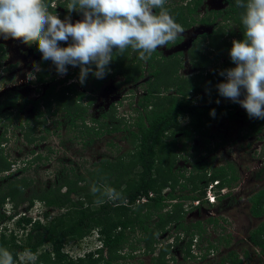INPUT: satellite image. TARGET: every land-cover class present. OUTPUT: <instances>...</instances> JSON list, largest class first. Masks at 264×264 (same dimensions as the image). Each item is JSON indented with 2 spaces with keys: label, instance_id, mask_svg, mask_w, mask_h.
Here are the masks:
<instances>
[{
  "label": "trees",
  "instance_id": "16d2710c",
  "mask_svg": "<svg viewBox=\"0 0 264 264\" xmlns=\"http://www.w3.org/2000/svg\"><path fill=\"white\" fill-rule=\"evenodd\" d=\"M67 1L61 3L65 6V13L60 19L72 15V12L67 10L69 0ZM204 1L194 0V7L183 6L176 11L170 6L165 7L174 20L185 29L194 24L193 15ZM227 1L229 8L224 20L239 23L241 33L237 41H241L244 39L241 18L245 9L237 7L236 0ZM45 2L51 8L54 0ZM155 11L158 14L160 9ZM177 11L179 14H176ZM214 14L213 18L209 15L201 22L211 24L223 16L222 11H215ZM226 29V26L219 27L213 34L204 35L201 40L195 42L188 56L193 67L200 71L188 77L179 73L183 68V60L178 56L182 53L163 58L161 53L154 52L151 58L147 59L150 75L146 82V94L138 97L135 114L127 120L129 124L126 121L116 124L115 112L107 111L99 118H92L90 122L93 126L90 125L86 119L88 105L82 104L85 94L76 88L75 83H68L71 76L55 81L56 78L51 76L52 73L48 69L51 61H43V69L38 74L39 83L50 82L40 99L25 98L18 106L22 96L15 92L12 97L6 98V101H0V111L5 106H18L23 109L32 105V119H27L24 124L16 118L29 143L35 141L31 134H34L40 125L46 124V117L60 112L64 113L70 129H79L82 138L90 137L85 145L92 143L95 137L104 132H124V138L129 142V148L116 159L105 157L92 167L85 168L83 173L68 169L63 175L56 177L49 187L33 189V193L27 195L34 180L23 175V171L27 170L25 167L20 168L21 176L14 173L17 161H12L4 154L1 145L7 139L5 133L0 136V174H6L2 177L4 181L0 185V224L13 220L17 209L25 201H29V207L36 201L43 204L39 219L20 215L16 220V230L7 234L8 229L3 228L0 232V248L9 250L16 264H21L18 254L25 249L37 254L36 264H131V259L140 254L151 256L154 264H168L174 261L170 256L174 244L161 242L159 236L172 227L190 237L185 259L204 264L205 259L213 254L210 250L206 254L192 253L194 240L200 239L199 236H203L206 228H203L201 222L194 224L192 230L188 228L185 224L187 210L184 202L188 199H204L208 186L215 181L218 182V189L233 187L240 179L237 168L232 163L212 167L207 162L199 161L187 174L176 171L175 165L178 159L177 144L180 140H183L180 151H185L193 138L209 134L207 125L219 122L221 118L232 121L240 107L238 103L220 96L216 89L219 83L226 80L219 73L236 66L229 55L232 40L223 39L227 33ZM230 34L236 37L233 31ZM181 42L182 38L179 37L175 43L168 46ZM33 45L35 52L40 53L37 45ZM2 46L0 45V55L6 54ZM67 46L68 44H65L63 47ZM205 48L213 52L212 57L205 53ZM126 50L130 51L131 48ZM113 51V61L110 64L114 72L111 76L123 75L128 83L137 82L144 77L141 59L130 60L131 65H128L129 52L124 51L121 54L115 52V49ZM225 52L227 59L222 64L221 71H218L217 67L208 71L213 62H218ZM117 57L120 61H117L118 64L115 61ZM102 84L103 81L98 80L96 86L101 87ZM39 91L42 92L41 89H38ZM245 95V91L241 92L240 99ZM91 104L89 102V105ZM213 110L214 116L210 114ZM244 114L250 124V133L244 137L259 136L264 130V120L249 118L246 110ZM4 116L5 114L0 116V122ZM182 118L187 119L186 125L181 124ZM6 120L15 119L6 117ZM107 120H110L111 125L106 123ZM32 154L34 157L29 161V165H34L41 159L40 154ZM255 177L264 180V166L255 172ZM178 186L182 187L179 191ZM167 188L170 191L165 193ZM109 189H115L118 198H110ZM187 192L191 194H186ZM142 197L148 198V201L138 203ZM249 201L252 216L264 217V187L252 195ZM8 202L13 206L12 211H15L9 216L5 212ZM52 210L57 211L54 216L51 215ZM209 221L218 222L213 218ZM17 230H23L25 233L22 239L16 236ZM93 234L97 235V240L102 245L96 251H89L79 257H73L65 251L68 244L83 241ZM227 241L230 242L229 239ZM249 241L264 254V222L250 232ZM211 247L215 250L218 248L215 244ZM229 256L231 264H242L236 252L230 251ZM226 258H222L221 264L229 261Z\"/></svg>",
  "mask_w": 264,
  "mask_h": 264
},
{
  "label": "rangeland",
  "instance_id": "374dc122",
  "mask_svg": "<svg viewBox=\"0 0 264 264\" xmlns=\"http://www.w3.org/2000/svg\"><path fill=\"white\" fill-rule=\"evenodd\" d=\"M186 1H174L173 9L176 11L178 8L185 7L184 3ZM209 3L212 11L224 10L227 7L226 2L223 0H206L205 4L209 6ZM64 10L65 6L60 5V3L59 6L57 4L56 13L59 18L65 13ZM176 14H179V12L177 11ZM70 18L71 22L75 23L82 20L83 16L76 11L72 12ZM239 26V23L231 20L227 23L226 28L228 32L233 31L238 37L241 32ZM199 28V24H197L194 25V29H186L180 36L183 38L180 44H174L171 47L167 45L164 48L157 49L163 58L175 53H182L178 57L183 60V68L179 72L183 77L191 76L196 72L190 66L188 53L193 41L196 39L201 40L203 38L202 34L206 32V30L203 31V29ZM224 38H228V36L226 35ZM0 41L6 51V54L0 57V97L8 91L18 89L16 92L22 96L19 103H23L25 98L37 99L50 86V82L37 83V72H34V68L32 69L28 66H32L31 61L36 59V64L41 67V62H43L42 55L38 53V56L31 55L33 46H26L23 42L18 44L19 41L4 40L2 38H0ZM60 45L62 44L60 43ZM25 49H30V51H25ZM125 52H129L128 65H131L130 60H140L138 53L132 49L130 51L125 50ZM205 53L212 55L213 52L205 48ZM223 58L227 59V57H221V63L224 61ZM115 61H118V57ZM117 64L116 66L118 67L119 65ZM4 66H7V70H5ZM142 66H144L145 71L144 77L137 82L128 83L123 75L111 76L114 72L111 64L108 67V74L103 79H97L90 73L84 85H81L78 80L75 82L76 88L85 94L82 104L84 106L88 105L86 119L90 125L93 126L90 122L92 118H99L107 111L115 112L116 124L124 121L129 124L127 120L129 116L133 117L135 114L134 108L137 107L136 101L138 97L146 94V82L150 75V71L147 68L148 61L142 60ZM67 67L68 72L64 76L57 74L55 65L52 62H50L48 69L52 73L51 76L56 78L55 81H58L65 79L75 68L72 66ZM8 70L9 73L5 74V78L2 79L1 76L3 74L1 72ZM29 73H34L36 78L29 80ZM48 80H50V76ZM98 80L103 81L101 87L96 86ZM71 82L68 81V83ZM18 86L20 87L17 88ZM38 89H41L42 92H38ZM244 91V89L241 90V92ZM140 93L143 94L139 95ZM89 102L92 104L89 105ZM115 103L117 104L116 106ZM112 107L114 108L113 111ZM18 110H7L8 112L6 113L3 110L5 116L1 120L0 136L5 133L7 141L4 142L1 148L4 150V154L8 155L12 161H17L13 169L17 176H21L20 168L25 167L27 170L23 171V175L34 180L33 187L28 190L27 195H31L33 189L49 187L50 183L55 182L56 177L63 175L68 169L72 168L78 170L76 171L77 173H83L85 168L92 167L103 158L116 159L129 148V142L125 140L124 132L113 134L104 132L101 136L95 137L92 143L85 145V142L89 141L90 137L82 138L79 129H70L62 112L52 116L48 115L46 124L40 125L36 132L31 134L35 141L29 143L27 138L24 137V132L20 129L17 119L22 120L25 124L27 119L33 118L34 110L31 104ZM244 112L245 109L240 106L236 112V117L232 121L221 118L219 122H214L213 125L207 126L209 134L193 138L188 143L185 151H180L183 140H180L181 142L177 144L178 159L175 165L176 171L190 172L199 161L207 162L212 167H222L232 163L237 168L240 177L239 181L231 187L233 189L231 191L232 196L230 195L231 198H228V196L224 199L217 197L214 204L208 199H205L200 204H196L191 199L184 202L187 210L185 224L188 225V228L192 230L194 228L193 225L198 222H201L204 229L206 228L203 236H199L200 239L196 248H194L195 246L192 247L193 254H206L209 250L213 252L205 259L204 264H221L222 258L225 257L229 260L226 264H231L229 259L230 251H234L239 255L242 264H264V254L260 248L254 247L249 241L250 232L264 222V217L256 218L252 216L249 201L252 195L264 187V180L255 177V170L261 167L264 160V130L259 136L249 135L245 138L244 136L250 133V124ZM6 117H11L15 120H6ZM186 122V119H181L182 125H185ZM106 123L111 125L110 120H107ZM123 127L124 125H122ZM111 143L114 145L112 146ZM33 152L40 154L41 159L34 165H29V161L34 157ZM4 175L6 174H0V185L4 181L2 178ZM217 189L215 188L213 191L216 193ZM168 190L166 189L165 193H168ZM12 207L9 202L5 205V212L8 216L13 215ZM17 210L18 213L15 214L13 220H6L0 224V232L3 228L8 229L6 231L7 234L16 230V220L24 213L33 219H39L41 216L40 212L43 211V204L36 201L32 207H29V201H25ZM56 213V210H52L51 215L54 216ZM210 218H216L218 222L211 223L209 221ZM16 236L18 239H22L25 233L23 230H17ZM96 236V234H93L83 241L72 242L67 245L65 251L73 257L82 256L89 251L94 252L99 247ZM228 239L230 240L229 243ZM159 240L174 244L170 254L174 261H170L168 264L200 263L195 260L185 259V251L190 241L188 234L172 227L166 232H162ZM212 244L217 245L218 248L216 250L213 249L211 247ZM151 258L149 255L140 254L135 259H131V264H154ZM20 261L21 264H27L25 261Z\"/></svg>",
  "mask_w": 264,
  "mask_h": 264
},
{
  "label": "clouds",
  "instance_id": "9594fccd",
  "mask_svg": "<svg viewBox=\"0 0 264 264\" xmlns=\"http://www.w3.org/2000/svg\"><path fill=\"white\" fill-rule=\"evenodd\" d=\"M66 1L53 3L59 6ZM166 3L167 0H69L68 12L78 11L83 16L72 23L70 17L60 19L56 8H49L45 0H0V38L21 41L29 47L37 45L42 60L51 61L57 74L64 76L67 66L75 67L68 81L78 80L84 85L90 73L97 79L108 74L114 49L122 54L131 48L141 60H147L157 49L175 43L185 30L169 14ZM236 5L245 9L241 18L244 39L232 41L229 55L236 66L219 73L226 80L217 89L220 96L245 109L249 118L264 120V0H236ZM157 8L158 14L153 11ZM65 44L68 46L63 47ZM34 72L38 78L39 65H34ZM35 78L34 73L28 74L29 80ZM241 89L246 92L244 99H240ZM210 114L214 116L215 111ZM109 196L118 198L115 189H109ZM98 245L102 246L99 241ZM18 256L27 264H36L38 259L30 249ZM0 264H16L6 248H0Z\"/></svg>",
  "mask_w": 264,
  "mask_h": 264
},
{
  "label": "flooded vegetation",
  "instance_id": "af4514ba",
  "mask_svg": "<svg viewBox=\"0 0 264 264\" xmlns=\"http://www.w3.org/2000/svg\"><path fill=\"white\" fill-rule=\"evenodd\" d=\"M174 1H176V0H167V3H166V5L167 6H170V8H172V10H174L173 9V5L175 4V2ZM194 0H187L184 4H185V6H191V7H194V2H193ZM224 2H226V4H227V7L224 9V10H210L211 8H210V3H209V6L208 5H206L205 4V2H206V0L203 2V4H202V6L200 7V9L199 10H197V13L196 14H194L193 15V18H195V22H194V24L193 25H191L190 27H188V28H185L184 30H190V29H194V25H197V24H199V29H203V31H205L206 30V32L205 33H203L202 34V37L204 36V35H209V34H213L217 29H219V27H225V26H227V23L229 22V21H231V20H224V15L226 14V11H227V9L229 8V3H228V1L227 0H223ZM180 2V1H179ZM182 2V1H181ZM209 7V9H208V7ZM180 7V6H179ZM65 11V10H64ZM155 13H157L156 11H155V9L153 10ZM215 11L216 12H223V16H220V17H218L217 19H216V21L215 22H213V23H211V24H205V23H202L201 21L204 19V18H206V17H208L209 15H211L212 16V18H213V16L215 15L214 13H215ZM82 15V14H81ZM239 29H240V26H239ZM226 31H227V33L224 35V37L227 35L228 36V38H224L223 37V39L224 40H228V41H233V40H236L237 41V39L239 38V34H238V37H232L231 36V34H230V32H228V29H226ZM241 33V32H240ZM201 37V38H202ZM232 37V38H231ZM180 38H182V37H180ZM182 40H183V38H182ZM198 40L199 39H196V40H194L193 41V43H192V46H191V48L189 49V51L193 48V46H194V44H195V42H198ZM70 42V41H69ZM21 43V41H19L18 42V44H20ZM0 45H2V42L0 41ZM214 50V49H213ZM212 50V51H213ZM25 51H30V49H25ZM31 55H36V56H38L37 55V53L35 52V48L33 47L32 49H31ZM2 55H0V57H1ZM210 57H212V55H210ZM222 57H227V53L225 52L224 53V55H222ZM224 59V58H223ZM32 66H28V67H30V68H34V66L33 65H35L36 64V59H33L32 61ZM226 62V59H224V61L221 63V61L219 60L218 62H213V64L210 66V68L208 69V71H210L212 68H214V67H217V70L218 71H221V68H222V64H224ZM37 65V64H36ZM190 66L193 68V69H195V73L194 74H196V73H199V71L200 70H198V69H196V68H194L193 67V65L192 64H190ZM7 66H4V68H5V70H7V68H6ZM42 67V68H41ZM41 67H40V69H41V71H42V69H43V65H42V62H41ZM10 68H11V66H10ZM94 71V70H93ZM2 74V76H1V78L2 79H4L5 78V74H7V73H9V70L8 71H4V72H1ZM194 74H192V75H194ZM5 82H7V80H5ZM20 86H18L17 88H19ZM243 90V89H242ZM16 91H18V89H16L15 91H8L5 95H3V96H1L0 97V101L2 102V101H6V98H8V97H12L13 96V94L16 92ZM42 94H43V92H42ZM42 94H40V96L42 95ZM141 94H143V93H140L139 95H141ZM38 97V99H40L41 97ZM38 99H35V100H38ZM137 103V102H136ZM21 103H19L18 104V106L20 105ZM117 104L115 103V106H116ZM18 106H16V107H14V106H5L1 111H0V116H2V114H4V113H6V112H8L7 110H9V111H13V110H17V109H19V107ZM113 106H114V104H113ZM3 110L5 111L4 113H3ZM20 110V109H19ZM18 110V111H19ZM3 119V118H2ZM11 121V120H10ZM13 121V120H12ZM21 122H22V120H20ZM23 123V122H22ZM0 124H1V122H0ZM210 125H213V123H211ZM208 126V125H207ZM177 137L179 138V135H177ZM4 144V143H3ZM3 144L1 145V147L3 146ZM262 166H264V160H263V164L261 165V167L260 168H262ZM260 168H258L257 170H255V172H257ZM187 174H189V173H187ZM258 179V178H257ZM181 182H183V180H181ZM178 189V191L179 190H181L182 189V187L181 186H178L177 187ZM179 188H181V189H179ZM225 188H227V190H228V192L225 194V195H223V196H218V198H222V199H224V198H226L227 196H228V198H231V191L233 190L232 188H229V187H225ZM167 189H169V188H167ZM223 189V188H222ZM168 191H170V189L168 190ZM217 191H220V189H218ZM186 194H191V193H189V192H187ZM231 195V196H230ZM202 201H204V199H201V202ZM200 202V203H201ZM257 218V217H256ZM211 219V218H210ZM213 219H216V218H213ZM217 220V219H216Z\"/></svg>",
  "mask_w": 264,
  "mask_h": 264
},
{
  "label": "built area",
  "instance_id": "2783aa9c",
  "mask_svg": "<svg viewBox=\"0 0 264 264\" xmlns=\"http://www.w3.org/2000/svg\"><path fill=\"white\" fill-rule=\"evenodd\" d=\"M53 7L56 8L57 4L56 3H53L52 4ZM217 89V88H216ZM218 90V89H217ZM40 96V95H39ZM218 184V182H214V183H211L209 186H208V189H207V199L211 202V203H215V199L218 197V196H223L225 195L228 190L227 188H223V189H220V191H217L216 193L213 191V189L216 188V185ZM148 201V198L146 197H142L138 200V203L140 202H147ZM196 204H200L201 200H196L194 201Z\"/></svg>",
  "mask_w": 264,
  "mask_h": 264
}]
</instances>
